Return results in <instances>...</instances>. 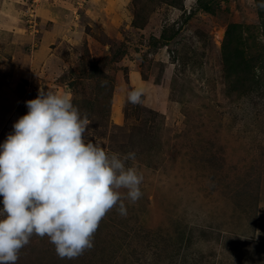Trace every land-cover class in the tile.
Listing matches in <instances>:
<instances>
[{"label":"rangeland","instance_id":"obj_1","mask_svg":"<svg viewBox=\"0 0 264 264\" xmlns=\"http://www.w3.org/2000/svg\"><path fill=\"white\" fill-rule=\"evenodd\" d=\"M260 3L0 0V143L26 101L70 90L86 138L135 151L128 165L143 176L142 196L124 200L127 215L106 213L91 249L60 259L34 235L17 264H264ZM232 25L241 58L263 62L259 88L225 65ZM134 88L142 103L127 101Z\"/></svg>","mask_w":264,"mask_h":264},{"label":"clouds","instance_id":"obj_2","mask_svg":"<svg viewBox=\"0 0 264 264\" xmlns=\"http://www.w3.org/2000/svg\"><path fill=\"white\" fill-rule=\"evenodd\" d=\"M142 96L134 88L127 101ZM25 104L27 114L0 143V264H17L34 235L47 237L60 259H75L93 247L107 212L127 215L124 200L142 196L143 176L128 165L136 153H109L87 139L91 121L70 90H41Z\"/></svg>","mask_w":264,"mask_h":264},{"label":"trees","instance_id":"obj_3","mask_svg":"<svg viewBox=\"0 0 264 264\" xmlns=\"http://www.w3.org/2000/svg\"><path fill=\"white\" fill-rule=\"evenodd\" d=\"M262 1V0H261ZM264 1V0H263ZM260 9V17L262 18V26H263V34H264V5L259 6ZM240 29L239 26L237 25H232L229 26L227 31H226V40L224 42V45L222 47L223 49V58L225 65L228 66L230 75L238 73L240 71H242V73H246L248 74L249 78L252 81V83H250V86L252 87V84L256 86V88L261 87V76H258V74L253 75L251 73V71L255 68L258 67L262 70V66H263V62L261 60H256L255 63H250L247 60H244L241 58V50L239 48H237L236 46H234V44H239L241 41V37L237 34L236 31H238ZM172 38V37H171ZM264 44V42H263ZM234 46V47H232ZM233 48V51H231L229 48ZM263 57V56H262ZM246 65V68H244ZM250 65H253V68L250 69ZM250 69V70H249ZM246 70V72L244 71ZM242 86V85H241ZM243 87V86H242ZM235 88H238L236 83H235Z\"/></svg>","mask_w":264,"mask_h":264}]
</instances>
